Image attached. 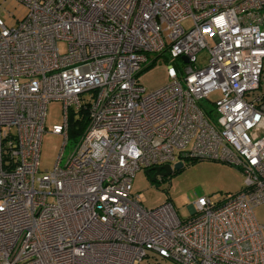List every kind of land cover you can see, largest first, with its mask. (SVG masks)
I'll return each instance as SVG.
<instances>
[{"label":"built area","instance_id":"1","mask_svg":"<svg viewBox=\"0 0 264 264\" xmlns=\"http://www.w3.org/2000/svg\"><path fill=\"white\" fill-rule=\"evenodd\" d=\"M14 1L23 18L0 17V264H264V0ZM164 52L169 81L147 91L138 74ZM51 100L63 147L69 114L86 121L40 172ZM194 160L237 167L243 187L197 197L184 220L132 193L139 169Z\"/></svg>","mask_w":264,"mask_h":264},{"label":"rangeland","instance_id":"2","mask_svg":"<svg viewBox=\"0 0 264 264\" xmlns=\"http://www.w3.org/2000/svg\"><path fill=\"white\" fill-rule=\"evenodd\" d=\"M25 13L23 4L14 0H0V17L8 27L15 25V19H22ZM182 25L186 29L190 28L191 19L184 20ZM58 45L60 51L64 52L65 43L60 41ZM150 57L153 58L154 54ZM206 58V51H200L197 54V64L203 65ZM169 61V56L164 52L138 74L140 83L147 91L154 90L169 81L166 74ZM259 92L264 95V85ZM219 96V92H213L208 100L214 101ZM204 104L211 108L207 100H204ZM62 122V103L56 100L49 101L46 105L44 132L40 141L38 166L40 172L51 171L61 152L60 164L62 165L71 150L74 143L72 138H68L63 147V136L50 132L53 124ZM151 176L144 169L136 171L132 179V193L138 195L139 201L147 209L169 202L183 220L191 216L189 206L197 197H208L218 202L239 192L244 180L243 172L237 167L215 160L185 161L182 167L170 174L157 175L152 180ZM253 214L259 223H264V202L253 208ZM144 261L141 264H145ZM166 263L169 262H163V264Z\"/></svg>","mask_w":264,"mask_h":264},{"label":"trees","instance_id":"3","mask_svg":"<svg viewBox=\"0 0 264 264\" xmlns=\"http://www.w3.org/2000/svg\"><path fill=\"white\" fill-rule=\"evenodd\" d=\"M85 115L73 116V113L69 114L68 118V138L73 140L77 139L83 132L85 126Z\"/></svg>","mask_w":264,"mask_h":264},{"label":"water","instance_id":"4","mask_svg":"<svg viewBox=\"0 0 264 264\" xmlns=\"http://www.w3.org/2000/svg\"><path fill=\"white\" fill-rule=\"evenodd\" d=\"M183 59L186 60L185 57H183ZM182 165H183V164H182L181 161H177V162H175V163L173 164V166H170L169 164H165V165H163V166L154 167V168H152V169L154 170V173H153L152 176H151V180L154 179L155 176H157V175L164 176V175L170 174L172 171L177 170V169H179L180 167H182ZM150 170H151V169H146L145 172H146L147 174H149V171H150ZM161 170H162V171H161Z\"/></svg>","mask_w":264,"mask_h":264},{"label":"flooded vegetation","instance_id":"5","mask_svg":"<svg viewBox=\"0 0 264 264\" xmlns=\"http://www.w3.org/2000/svg\"><path fill=\"white\" fill-rule=\"evenodd\" d=\"M161 171H162V170H161ZM153 173H154V170L151 169V170L149 171V174L152 175Z\"/></svg>","mask_w":264,"mask_h":264}]
</instances>
